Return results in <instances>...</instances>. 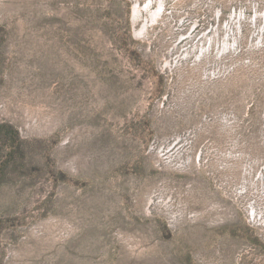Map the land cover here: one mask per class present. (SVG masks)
Here are the masks:
<instances>
[{"label": "rangeland", "instance_id": "rangeland-1", "mask_svg": "<svg viewBox=\"0 0 264 264\" xmlns=\"http://www.w3.org/2000/svg\"><path fill=\"white\" fill-rule=\"evenodd\" d=\"M0 264H264V0H0Z\"/></svg>", "mask_w": 264, "mask_h": 264}]
</instances>
